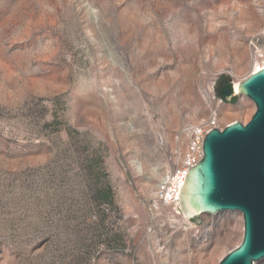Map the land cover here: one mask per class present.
Returning <instances> with one entry per match:
<instances>
[{
  "label": "rangeland",
  "instance_id": "1",
  "mask_svg": "<svg viewBox=\"0 0 264 264\" xmlns=\"http://www.w3.org/2000/svg\"><path fill=\"white\" fill-rule=\"evenodd\" d=\"M257 50L264 0H0V264H218L242 214L191 231L154 190L186 127L251 119L205 91Z\"/></svg>",
  "mask_w": 264,
  "mask_h": 264
},
{
  "label": "water",
  "instance_id": "2",
  "mask_svg": "<svg viewBox=\"0 0 264 264\" xmlns=\"http://www.w3.org/2000/svg\"><path fill=\"white\" fill-rule=\"evenodd\" d=\"M222 77L231 81L228 74ZM231 84L222 90L223 101L245 96L256 111L247 123L233 121L206 134L203 157L181 186L179 210L190 220L241 213L243 239L218 264H257L264 260V67L243 78L238 92Z\"/></svg>",
  "mask_w": 264,
  "mask_h": 264
},
{
  "label": "built area",
  "instance_id": "3",
  "mask_svg": "<svg viewBox=\"0 0 264 264\" xmlns=\"http://www.w3.org/2000/svg\"><path fill=\"white\" fill-rule=\"evenodd\" d=\"M256 60L264 63V50H257ZM206 94L212 99H217L218 104L223 103L222 98H216L215 88H207ZM226 125L219 121L218 110L211 109L208 118L202 119L200 123L188 126L184 129L183 135L188 139L184 153L169 158L170 168L158 182L154 190V199L163 207H171L178 213L179 193L181 186H184L187 171L195 166L203 157V142L205 136L211 130L218 128L223 130Z\"/></svg>",
  "mask_w": 264,
  "mask_h": 264
},
{
  "label": "bare ground",
  "instance_id": "4",
  "mask_svg": "<svg viewBox=\"0 0 264 264\" xmlns=\"http://www.w3.org/2000/svg\"><path fill=\"white\" fill-rule=\"evenodd\" d=\"M257 61V60H256ZM264 67V63H261V62H259V61H257V64H256V66L252 69V71H250V73L251 72H256V71H258V70H260V69H262ZM241 80L240 79H238L237 81H235V83H234V86H235V89H236V91L238 92V86H239V82H240ZM209 85H211V84H209ZM210 87V86H209ZM79 93V92H78ZM82 93V92H81ZM85 93V92H84ZM84 93H82V94H84ZM96 96V95H95ZM81 97H83V99L85 100V98L87 99H90V100H93L94 99V96L92 97V96H90L89 94L88 95H81ZM97 97V96H96ZM100 98V97H99ZM87 99V100H88ZM81 100V99H80ZM97 101H99L98 103H100V104H102L101 102H100V100H98V99H96ZM102 100V99H101ZM96 101V102H97ZM91 103V102H90ZM95 104V103H94ZM96 106V105H95ZM103 107H101V109H102ZM98 110V109H97ZM103 110V109H102ZM105 110V109H104ZM101 112V111H100ZM104 113V112H103ZM105 113H106V111H105ZM104 113V114H105ZM102 114V113H101ZM103 116V115H102ZM104 117V116H103ZM229 117V116H228ZM229 124V123H228ZM111 139V138H110ZM170 150V149H169ZM171 152V151H170ZM170 156V155H169ZM172 156V155H171ZM170 163H167V170H166V172L169 170V168H170V165H169ZM165 172V173H166ZM164 173V174H165ZM163 174V175H164ZM164 209H166L167 211L169 210V211H171L172 213H173V216L174 217H176V216H179L180 217V219L181 220H183V221H185V222H187L188 224H189V228L191 229V231H196L197 229H198V227L196 226V224L194 225V223L190 220V219H188V218H186V216H184V215H182L181 213H178L175 209H173V208H171V207H164ZM145 247V246H144ZM146 254H150L151 256H152V254H153V252L151 251V249L147 246L146 247ZM150 255H149V257H150ZM147 257V256H146ZM145 257V258H146ZM151 259H153V256H152V258H150V260H148L149 262H150V264H153L152 263V261H151Z\"/></svg>",
  "mask_w": 264,
  "mask_h": 264
},
{
  "label": "trees",
  "instance_id": "5",
  "mask_svg": "<svg viewBox=\"0 0 264 264\" xmlns=\"http://www.w3.org/2000/svg\"><path fill=\"white\" fill-rule=\"evenodd\" d=\"M228 86H232V84L230 83L229 80H228V82L226 83V86H225V87H221V88H218V89H217L216 93H217V96H218L219 98H224V99H225L224 95L222 94V90L225 89V88L228 87ZM234 100H235V98L232 99V102H234Z\"/></svg>",
  "mask_w": 264,
  "mask_h": 264
},
{
  "label": "flooded vegetation",
  "instance_id": "6",
  "mask_svg": "<svg viewBox=\"0 0 264 264\" xmlns=\"http://www.w3.org/2000/svg\"><path fill=\"white\" fill-rule=\"evenodd\" d=\"M227 82H228V80L226 77L220 78L219 83L216 85L215 89L217 90L218 88L225 87Z\"/></svg>",
  "mask_w": 264,
  "mask_h": 264
}]
</instances>
